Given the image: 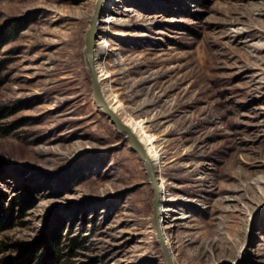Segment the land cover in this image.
I'll return each instance as SVG.
<instances>
[{"label":"rangeland","instance_id":"obj_1","mask_svg":"<svg viewBox=\"0 0 264 264\" xmlns=\"http://www.w3.org/2000/svg\"><path fill=\"white\" fill-rule=\"evenodd\" d=\"M96 2L0 0V264H166L144 163L92 97ZM94 65L150 137L174 264H264V0H103Z\"/></svg>","mask_w":264,"mask_h":264},{"label":"water","instance_id":"obj_2","mask_svg":"<svg viewBox=\"0 0 264 264\" xmlns=\"http://www.w3.org/2000/svg\"><path fill=\"white\" fill-rule=\"evenodd\" d=\"M102 1L103 0H97L96 2V7L93 16L91 18L90 27L86 31L85 39H84L85 42L84 57L90 74L92 97L96 102V104L101 109V112L109 118V120L115 126V128L119 132L124 133L125 137L129 142L131 149L138 154L139 158L144 163L145 169L148 173L149 180L151 182L154 191L152 222L155 230V236L159 241L161 251L164 256V260L166 264H174V262L171 259L168 247L165 243V239L161 231V226L159 224L158 203H159L160 195H159L158 180L155 175L153 163L150 157L145 152V149L142 146L141 142L137 139V137L133 134V132H131L129 127L119 118V116L108 105L100 88L99 78L94 65V47H95V40L97 37V19L99 17L102 8Z\"/></svg>","mask_w":264,"mask_h":264},{"label":"bare ground","instance_id":"obj_3","mask_svg":"<svg viewBox=\"0 0 264 264\" xmlns=\"http://www.w3.org/2000/svg\"><path fill=\"white\" fill-rule=\"evenodd\" d=\"M61 35V33H60ZM95 58H98V53L96 51V57ZM103 75V74H102ZM103 77L100 78V80L102 79ZM99 80V81H100ZM100 88H104L103 86ZM112 94L110 95H106L104 96L106 102L109 104V106L111 107V109L117 114V109L118 107L117 106H113V105H110L111 103V96ZM124 123L129 127V129L131 130V132H133V134L137 137V139L141 142L142 146L144 147L145 149V152L147 153V155L150 157V159H152L151 157V153H150V144H151V141H150V137L143 131V128L141 126H139L137 120L132 117V116H128V118L126 119V121H124ZM155 164V163H154ZM156 167V165H154ZM159 169V168H158ZM155 172H157V168L154 169ZM162 210H165V209H160L158 211V218H159V214L161 216V211ZM168 249H170L169 247V244H170V240H166L165 241ZM171 259L173 260V256H171Z\"/></svg>","mask_w":264,"mask_h":264},{"label":"trees","instance_id":"obj_4","mask_svg":"<svg viewBox=\"0 0 264 264\" xmlns=\"http://www.w3.org/2000/svg\"><path fill=\"white\" fill-rule=\"evenodd\" d=\"M2 35H4V32H3V29L0 27V43L3 41ZM0 69H1V63H0ZM47 255L50 256V258H52V259L48 260L46 258L43 259L44 257H40L38 260V263L39 264H56V260L58 259L56 256V252H53V250H51V252L46 253V256Z\"/></svg>","mask_w":264,"mask_h":264}]
</instances>
